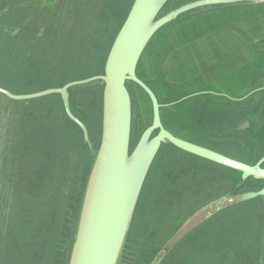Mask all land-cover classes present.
<instances>
[{
    "label": "rangeland",
    "instance_id": "obj_1",
    "mask_svg": "<svg viewBox=\"0 0 264 264\" xmlns=\"http://www.w3.org/2000/svg\"><path fill=\"white\" fill-rule=\"evenodd\" d=\"M191 1L194 0H174L163 14ZM132 2L0 0V85L16 93H32L39 91L42 86L62 87L72 81L102 74L111 45ZM252 6L262 7L251 4L207 6L193 10L182 20L178 19L174 24L162 28L142 58L140 78L156 87L154 79L158 77L155 71L160 69L166 74L163 84L185 82L186 62L183 55L197 53L204 55L207 65L213 67L214 73L209 75L208 85L214 87L190 89L186 86L178 89V92L190 94L204 91L211 96L201 98L209 101L214 94L217 96L224 91L230 92L224 89H237L231 92L236 94L251 89L249 74L254 68L246 59L241 57L238 61V75V72L233 74L231 61H227L225 56L217 60V56L232 55V27L235 22L239 23L234 31V36H239V55H244L242 40L248 29ZM195 39L196 43L189 50L187 45ZM258 47L264 48L263 44ZM256 61L263 63L260 57ZM13 70L20 73L12 76ZM262 73L257 70V74ZM220 75L228 78L222 79ZM25 78L28 81H24ZM11 79L13 81L9 85ZM29 82L33 85L27 86ZM153 90L161 98V103L172 101V97L167 94L169 89H166L167 92L165 89ZM131 91L134 100L135 145L151 121L152 110L151 103L138 88L132 86ZM102 93L103 87L99 82L70 89L71 110L88 128L91 145L84 142L80 128H72L73 122L62 109L60 96L47 97L27 105V116L29 108L33 110H30L32 118L46 115V120L42 116L41 124L35 127L39 129L41 125L47 124L46 132H33L29 127L24 135L23 159L15 177V184L22 187L20 207L11 210L8 199L2 209L0 205V244L5 245L0 248V264H56L60 236L66 225L69 227L70 213L82 198L90 164L100 145ZM8 103L4 100L1 104ZM45 104L47 110L40 107ZM244 105L225 102V111L229 109V113L239 114L230 120L214 115L203 116L196 111L192 117L187 116L180 122L173 116V109L165 106L164 124L167 129L178 132L189 141L204 143L254 164L264 156V122L254 125L255 116L251 112L247 113ZM184 106L179 110L183 111ZM254 108L256 117L264 119V105H252V112ZM4 115L8 117L7 110ZM190 119L193 120L191 124ZM246 121L251 125L246 131L229 133L220 138L214 136L220 122V128L225 131ZM187 124L191 128L196 127L194 134H190ZM203 131L205 138H199ZM41 135L42 141L39 142ZM48 135L52 136V143L45 140ZM26 151L38 156L33 159L32 154H29L28 157ZM50 152L55 153L45 156ZM33 166L41 171L50 169L49 176H41V179L48 181L42 195L46 194L51 201L47 210L36 212L34 217L29 213V208L39 206L27 204L23 195V189L31 180L28 172ZM238 180L237 173L191 156L172 145H165L144 187L121 264H150L161 246L192 212L215 197L233 193ZM255 187L257 183L246 182L241 191L253 190ZM262 200H254L214 216L189 235L162 264H255L250 260L259 255L257 243L261 242L264 217ZM259 218L261 222L257 220Z\"/></svg>",
    "mask_w": 264,
    "mask_h": 264
},
{
    "label": "water",
    "instance_id": "obj_2",
    "mask_svg": "<svg viewBox=\"0 0 264 264\" xmlns=\"http://www.w3.org/2000/svg\"><path fill=\"white\" fill-rule=\"evenodd\" d=\"M170 1L133 0L128 15L111 45L102 74L35 93H13L0 86V139L6 131L10 132L5 124L9 113L8 117L4 115L9 104L17 108L18 105L26 106L57 95L61 98V106L66 115L81 127L84 142L88 145H91L90 133L71 110L70 89L93 82H99L103 87L100 145L90 164L82 198L70 213L69 227L66 225L64 233L60 236L56 264H121L144 187L165 145H172L191 156L237 173L239 180L233 193L215 197L192 212L193 214L191 213L161 246L150 264H162L189 235L221 212L258 199H263L264 204V187L259 190L241 191L246 182L264 183V157L253 164L175 136L162 121L161 109L165 105L139 76V65L153 38L181 15L202 6L242 3L260 6L264 5V0H197L163 14ZM132 86L145 93L152 110L151 121L135 145ZM4 100L9 103L1 104ZM12 115L17 117V111ZM250 126V122L246 121L225 134L243 132ZM31 129L33 132H40V128ZM29 154L33 153L27 152L26 156L29 157ZM0 179L2 209L10 194L12 179L2 166ZM50 203L48 196L42 195L35 212L47 210ZM262 229L261 258L264 259V217ZM0 245V248L5 247Z\"/></svg>",
    "mask_w": 264,
    "mask_h": 264
},
{
    "label": "flooded vegetation",
    "instance_id": "obj_3",
    "mask_svg": "<svg viewBox=\"0 0 264 264\" xmlns=\"http://www.w3.org/2000/svg\"><path fill=\"white\" fill-rule=\"evenodd\" d=\"M194 1H197V0H194ZM194 1H191V2H194ZM173 2H174V0L171 2V4ZM191 2H189V3H191ZM186 4H188V3H186ZM242 4H245V3H242ZM203 7H207V6H202L199 8H203ZM177 8H179V7H176L173 10H175ZM199 8H196V9H199ZM212 8H216V7H212ZM196 9H194V10H196ZM192 11L193 10L181 15L176 20H178V19L182 20L186 15H188ZM176 20H174L170 24H174V22ZM170 24L166 25L165 27L170 26ZM237 25H239V23L235 22L233 24V27H232V35H233V37H232L233 38V45H232L233 53H232V55H218L217 60H219V59L221 60L223 58V56H225L227 61H231L233 74L238 72V75H239L238 61L241 60V57L243 59H246V61H248V63H250V66H252V68H254V70L249 74V84H250L252 93L249 95V97L247 99V103H245V105H244V110L247 113L251 112L255 116L254 119H256V121L254 122V125L256 124V126H258V124H262L264 122V119L260 120L259 116L256 117V115H257L256 110L254 108V110L252 112L251 107L254 104L255 105H257V104L264 105V48L262 49V48L258 47L260 44H263V46H264V5L262 7L252 6L250 8L249 25L247 27L248 29L246 31V34L244 35V39L242 40V47H244L243 48L244 55H239V51H240L239 39H238L239 36H237V35L234 36L235 27ZM195 41H197V40L195 39L194 41L189 42V44L187 45L189 50L192 49L193 44L196 43ZM243 56L246 58H244ZM257 57H260L263 59L262 64L258 63L256 61ZM183 60H185V62H186V69H185L186 70V74H185L186 80H185V82L182 81L179 83H177V82L171 83V85L163 84L166 74H164V72L159 69V70L155 71V74L158 77V78L154 79V83H155L156 87L147 83L152 89H165V92H167L166 89H169L167 94H169L172 97V101L168 104H163V103L162 104L173 109V116H175V119H177L176 121L180 122L183 118H186L187 116L192 117L196 111H199V114L201 113V114H203V116L214 115V116L219 117V118H223V119L226 118L227 120H230L234 117L237 118L239 114H237L236 112L235 113L234 112L229 113V109L227 111H225V109L223 108V103H221L222 100L220 99V98H222V96H220V95L215 96V94H214L213 95L214 97H211V99L209 98V101H207V99L204 100L201 97L202 96L210 97L211 95L203 93L204 91H200L197 93H190V94L186 93L185 91L178 92V89H184V88H186V86H187V88H190V89H212L214 87L212 85L211 86L208 85L209 75L214 73V70H213V67L211 65H207L204 55L197 54V53H187V54L183 55ZM215 67H218V65H215ZM14 68H16V67H14ZM257 70L263 71V73L259 75V74H257ZM216 71L217 70H215V72ZM19 73L20 72L18 70H13L12 76H16ZM24 74L25 73L21 74V76H23ZM212 77H214V76H212ZM220 77L222 79L228 78V77H223L221 75H220ZM26 79L27 78H25L24 81H28ZM41 79H42V77H41ZM212 80L215 81L216 79L212 78ZM12 81H13V79H11V81H9V85ZM29 85H33V84L31 82H29V83H27V86H29ZM1 87H3V86H1ZM3 88H5V87H3ZM52 88H59V87H44V86H42L40 88V90L37 92L43 91V89L46 90V89H52ZM5 89H10V88H5ZM14 89H17V88L15 87ZM10 90L14 91L13 89H10ZM224 90L234 92V90H237V89H224ZM32 93H35V92H32ZM217 93L220 94L219 92H217ZM158 98L161 101V98L159 96H158ZM209 102H210V104H208ZM184 105H186V106H184ZM8 106L9 107H8L7 111L9 113V117L7 119V123H8L7 126H8V131H10L12 134H14V136H17V135L20 136L21 132L26 131V129H28L29 127L30 128L37 127L39 124H41L40 122H41L42 116H43V120L44 121L46 120V115H42V114L39 117L36 116V117L32 118L31 114H30V110H32V109H30V108H29V115L27 116L26 115L27 114V105L26 106L23 104L18 105L17 108H15L13 105H8ZM182 106H184L183 111L179 110L180 108H182ZM40 107H43V108H45V110H47V104H45L44 106L40 105ZM15 110L17 111V114H18L17 117H14L12 115ZM225 112H226V114H225ZM161 114H162V121L164 124L163 109H161ZM71 121L77 125V123L75 121H73V120H71ZM189 122L191 124V122H193V120L191 121V119H190ZM220 125H222L221 122L219 123L216 134H214V136H216L218 138H220L221 136L228 135V133L225 134L226 131H229L230 129L232 130V128H229V129H226L225 131H222V128H220ZM44 126L45 125H41L40 129H42ZM77 126L80 127L79 125H77ZM186 126L188 128V131L191 132L190 134H194L193 130L196 127L191 128V126H188V124ZM80 129H81V127H80ZM171 132L175 136H177L181 139L187 140V138L185 136L183 137L178 132H176V131H171ZM204 132L205 131L201 132V137L198 136L197 134L196 135L199 138H205ZM206 139H207V137H206ZM187 141H189V140H187ZM189 142L204 146L206 148L215 150V151L223 153V154H227V153L221 152L220 150H217L213 147H209V146L205 145L204 143L200 144L199 142H194V141H189ZM227 155H230V154H227ZM263 157H261L260 159H262ZM236 159H238V158H236ZM239 160H241V159H239ZM262 187H264V183H261V184L257 183V187H255L253 190H259ZM262 201H261V203H262ZM258 202H260V201H258ZM257 220L261 222L260 218ZM262 232H263V229L261 228V242L257 243V245H259V247L257 249V254L259 252V255L257 257L255 256L254 258H251V260H250V261L253 260V262L255 264H264V259L261 258L262 244H263L262 243Z\"/></svg>",
    "mask_w": 264,
    "mask_h": 264
},
{
    "label": "trees",
    "instance_id": "obj_4",
    "mask_svg": "<svg viewBox=\"0 0 264 264\" xmlns=\"http://www.w3.org/2000/svg\"><path fill=\"white\" fill-rule=\"evenodd\" d=\"M47 1H49V0H47ZM172 1H170L168 5H170ZM130 6L131 5H128V11L130 9ZM143 94L145 95L144 92H143ZM55 96H57V95H55ZM50 97H52V96H50ZM146 98H148V97L146 96ZM46 125L42 129H40L39 133H41L43 130L46 132ZM75 126H76V128L78 127L76 124L73 123L72 128H75ZM78 128H80V127H78ZM24 135H26V131H22L20 136L19 135L14 136V134H12L11 132L8 133L6 131L4 133V135L1 137L2 139H0L1 166L4 168L5 171L9 172V174L12 178L11 179V185H10V194L8 196V202L10 204V207L12 206L11 210H14L16 206H17V208H19L20 203H21L20 195L22 194V187L19 184H15V177L19 173L18 167H19L20 161H22V159H23L22 152L24 149V144H23ZM42 137L43 136L41 135L39 142L42 141ZM55 137L58 138L57 135H55ZM45 140L48 143L53 142V138L51 135H48ZM58 140H60V139L58 138ZM34 143H36V142H34ZM35 149L37 150L36 146H35ZM26 152H32V151H26ZM52 153H55V152H50V153L46 154L45 156H48ZM37 156L38 155L36 153L32 154L33 159L36 158ZM49 171H50L49 168H46L45 170L41 171L34 166L29 170L28 175H29V178H31V180H29L28 184L23 189V195L26 198L27 204L30 203L31 205H36L38 203V200H40V197L42 196L45 184L48 182V181H42L41 176L42 177H44V176L48 177ZM33 175L37 176V179L34 181H32ZM257 183L261 184L262 182H257ZM11 189H14V190L11 192ZM29 213H31V216L34 217L36 214L35 207L32 206L31 208H29ZM0 223H1V221H0ZM8 225H9V223H8Z\"/></svg>",
    "mask_w": 264,
    "mask_h": 264
},
{
    "label": "crops",
    "instance_id": "obj_5",
    "mask_svg": "<svg viewBox=\"0 0 264 264\" xmlns=\"http://www.w3.org/2000/svg\"><path fill=\"white\" fill-rule=\"evenodd\" d=\"M260 6H263V5H260ZM234 91H236V90H234ZM251 93H252L251 92V89L250 90L248 89L245 92H240V93H237V94L236 93H231V92H222L220 94V96L226 95L228 98L226 96L225 97L222 96V98H227V99L226 100H222L221 103H223V105L225 104V102H231L233 105H234V103H236L237 105H239V104H245V103H247V99H248V97H249V95ZM243 161H245V160H243Z\"/></svg>",
    "mask_w": 264,
    "mask_h": 264
}]
</instances>
